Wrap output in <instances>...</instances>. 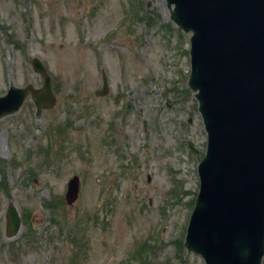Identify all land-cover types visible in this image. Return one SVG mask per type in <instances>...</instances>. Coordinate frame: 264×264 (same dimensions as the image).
Returning <instances> with one entry per match:
<instances>
[{
	"label": "rangeland",
	"instance_id": "1",
	"mask_svg": "<svg viewBox=\"0 0 264 264\" xmlns=\"http://www.w3.org/2000/svg\"><path fill=\"white\" fill-rule=\"evenodd\" d=\"M187 51L165 0H0V96L42 85L31 58L56 96L0 118V264H204L182 246L206 142Z\"/></svg>",
	"mask_w": 264,
	"mask_h": 264
},
{
	"label": "water",
	"instance_id": "2",
	"mask_svg": "<svg viewBox=\"0 0 264 264\" xmlns=\"http://www.w3.org/2000/svg\"><path fill=\"white\" fill-rule=\"evenodd\" d=\"M170 20L191 32L189 88L207 134L198 165L199 193L184 247L206 264H260L264 252V0H166ZM44 85L32 91L37 109L53 103L50 79L37 59ZM96 93H107L106 79ZM26 89L0 99V115L16 111ZM73 177L65 199L71 204ZM6 236L20 219L7 208Z\"/></svg>",
	"mask_w": 264,
	"mask_h": 264
},
{
	"label": "bare ground",
	"instance_id": "3",
	"mask_svg": "<svg viewBox=\"0 0 264 264\" xmlns=\"http://www.w3.org/2000/svg\"><path fill=\"white\" fill-rule=\"evenodd\" d=\"M73 58H74L73 56L70 58V62L73 60Z\"/></svg>",
	"mask_w": 264,
	"mask_h": 264
}]
</instances>
